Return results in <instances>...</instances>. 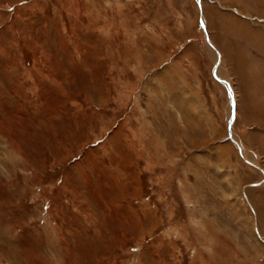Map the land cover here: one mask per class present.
<instances>
[{
    "label": "rangeland",
    "instance_id": "obj_1",
    "mask_svg": "<svg viewBox=\"0 0 264 264\" xmlns=\"http://www.w3.org/2000/svg\"><path fill=\"white\" fill-rule=\"evenodd\" d=\"M0 264H264V0H0Z\"/></svg>",
    "mask_w": 264,
    "mask_h": 264
},
{
    "label": "snow or ice",
    "instance_id": "obj_2",
    "mask_svg": "<svg viewBox=\"0 0 264 264\" xmlns=\"http://www.w3.org/2000/svg\"><path fill=\"white\" fill-rule=\"evenodd\" d=\"M201 2V0H197V3H200ZM202 26H204V25H202Z\"/></svg>",
    "mask_w": 264,
    "mask_h": 264
},
{
    "label": "bare ground",
    "instance_id": "obj_3",
    "mask_svg": "<svg viewBox=\"0 0 264 264\" xmlns=\"http://www.w3.org/2000/svg\"><path fill=\"white\" fill-rule=\"evenodd\" d=\"M221 71V70H220ZM230 82V81H229ZM229 82H227L229 84Z\"/></svg>",
    "mask_w": 264,
    "mask_h": 264
}]
</instances>
